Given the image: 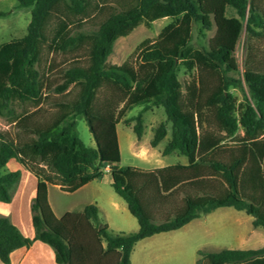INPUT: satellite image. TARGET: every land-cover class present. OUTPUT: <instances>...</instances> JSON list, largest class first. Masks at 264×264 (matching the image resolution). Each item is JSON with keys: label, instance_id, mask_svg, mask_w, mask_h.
<instances>
[{"label": "trees", "instance_id": "obj_1", "mask_svg": "<svg viewBox=\"0 0 264 264\" xmlns=\"http://www.w3.org/2000/svg\"><path fill=\"white\" fill-rule=\"evenodd\" d=\"M107 1L96 4L101 11L111 9L107 17L97 29L83 31L76 26L89 18L93 0H17L31 8V19L23 36L0 44V116H8L19 130L17 138H0V201L10 202L21 180L19 169L7 167L16 159L37 178L31 203L35 234L25 236L8 215H0L5 264L15 249L35 240L51 245L59 264H131L139 240L179 229L224 206L245 211L255 226L264 227V53L253 43L264 38L262 0ZM5 14L0 11V17ZM164 17L172 21L155 38L140 41L122 63L108 62L119 37ZM195 24L216 27L208 47L192 43ZM245 28L250 41L241 72L236 50ZM44 48L72 56L58 80L51 73L54 66L41 68ZM181 66L191 74L184 83ZM71 86L79 88L77 95L56 100L52 117L40 120L51 94L62 96ZM232 87L244 91L242 101ZM137 106L140 112L126 116ZM154 106L164 108L171 132L161 122L151 145L170 135L163 154L177 151L186 163L147 169L120 165L118 124L124 117L134 121L140 139L143 111ZM80 115L96 147L79 136ZM107 165L114 190L138 220L135 231L117 233L108 224L100 228L95 203L62 216L50 203L49 184L73 192L102 178ZM167 205L158 219L156 210ZM199 253L197 264H264V246Z\"/></svg>", "mask_w": 264, "mask_h": 264}, {"label": "rangeland", "instance_id": "obj_2", "mask_svg": "<svg viewBox=\"0 0 264 264\" xmlns=\"http://www.w3.org/2000/svg\"><path fill=\"white\" fill-rule=\"evenodd\" d=\"M101 2L102 0H93L94 5L89 18L76 28L79 27V30L83 31H92L99 27L111 11L107 6L101 11L96 6ZM107 2L112 3L111 0ZM261 5L264 6V0L261 1ZM0 11L6 13L0 17V44L21 37L27 32V26L31 19V8L20 7L17 0H0ZM229 13L234 12L229 10ZM170 21H172L171 17H164L155 20L151 26L140 24L128 35L119 37L114 42L113 51L108 57V62L122 63L140 41L147 37L155 38ZM215 32V26L210 30H206L201 29L200 24H195L192 43L195 46L208 47L209 41ZM249 41L248 32L245 28L236 50L241 72L244 71ZM253 43L264 53V38H254ZM71 59L72 56L69 54H53L47 48H44L40 65L41 68L46 70L51 65L54 66L51 73L53 79L58 80L59 70L66 65H70ZM178 74L183 83L191 77V74L183 66L179 68ZM68 90V93L62 96L58 93L51 94L50 99L41 106L40 120L50 119L56 110L55 101L61 100L62 97L74 98L79 88L71 86ZM231 90L238 96V101L244 99V91L236 87H232ZM30 108L33 109L34 107L31 106ZM141 110L142 107L137 106L126 116H131ZM125 118L118 124L122 154L120 165H133L147 169L187 161L186 157L177 151L168 155L162 154L170 135L157 146H152L150 143L155 128L161 122H166L169 134L171 132V123L167 121L162 106H154L143 111L145 128L140 139H137V135L132 128L134 121L125 122ZM77 130L79 136L87 145L96 147L87 120L82 115L77 117ZM18 132V127L8 116H0V138H17ZM239 132L242 133V130H239ZM20 135L24 137L23 134ZM142 151L147 154L148 159H144L139 155V152ZM7 167L10 170L19 169L21 171L22 177L12 190V198H16L13 204L14 215L20 209L25 220L28 213V217H31V203L35 195L36 177L34 174L27 177L29 176L28 170L16 159H10ZM104 171L102 178L94 179L73 192L64 191L56 185H51L49 187V200L55 213L60 216L66 211H78L83 209L86 204L95 203L99 207V220L101 222L99 227L108 224L109 228L117 233H128L137 230L139 228L138 220L130 212L125 200L114 190L108 165L104 167ZM23 186L26 188V194L21 199L19 197ZM168 208V205L159 207L156 210V217L158 219L164 218ZM9 210H11V205L0 201V215ZM253 219V216L243 210H237L231 206L219 207L208 214L194 218L179 229L159 232L139 240L131 253V264H197L198 259L202 256L199 253L200 250L210 252L223 248H260L264 246V227L255 226ZM91 238L96 239L94 232L91 234ZM103 245H106L105 241H103Z\"/></svg>", "mask_w": 264, "mask_h": 264}, {"label": "crops", "instance_id": "obj_3", "mask_svg": "<svg viewBox=\"0 0 264 264\" xmlns=\"http://www.w3.org/2000/svg\"><path fill=\"white\" fill-rule=\"evenodd\" d=\"M137 139H138V137H137ZM162 154H163V152H162ZM139 155L142 156L144 159H146V158L148 159V156L144 151L139 152ZM166 155H168V154H166ZM184 163H186V162H184ZM28 173H29L28 174L29 176H27V177H31V175H33V173L30 172L29 170H28ZM36 185H37V178H36L35 185H34L35 191H36ZM51 185H56L59 189H61V186L58 184H49V187ZM25 194H26V188H24V186H23V190H22L21 196L19 198L24 197ZM15 200H16V198L13 197L10 202L6 203V204L11 205V210L6 212L5 214L3 213V215H8L11 218V220L21 229V231L23 232V234L25 236L32 238V237H34L35 231H34L33 225L31 224V217L30 216L28 217V215H29V213H28L27 218L24 220L23 214H22V212H20V209H18V212L14 215L15 211H14L13 204H14ZM66 212H64L63 214H65ZM62 215H60V216H62ZM21 224H23V225H21ZM120 233H126V232H120ZM0 264H5V263H3L0 260ZM9 264H59V263L56 261L55 251L51 245H49L48 243H45L41 240H35L30 246H22V247L15 249L11 253V262Z\"/></svg>", "mask_w": 264, "mask_h": 264}, {"label": "water", "instance_id": "obj_4", "mask_svg": "<svg viewBox=\"0 0 264 264\" xmlns=\"http://www.w3.org/2000/svg\"><path fill=\"white\" fill-rule=\"evenodd\" d=\"M103 226H104V225H102L101 227H103ZM101 227H100V228H101Z\"/></svg>", "mask_w": 264, "mask_h": 264}]
</instances>
